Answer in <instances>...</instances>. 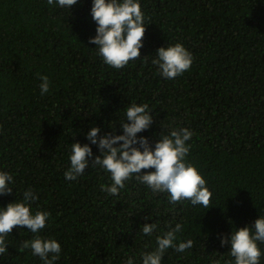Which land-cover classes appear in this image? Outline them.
Returning a JSON list of instances; mask_svg holds the SVG:
<instances>
[{"label": "trees", "instance_id": "trees-1", "mask_svg": "<svg viewBox=\"0 0 264 264\" xmlns=\"http://www.w3.org/2000/svg\"><path fill=\"white\" fill-rule=\"evenodd\" d=\"M91 4L0 0V172L13 176V193L0 196V208L33 191V214H50L39 235L61 247L54 264H126L130 257L142 264L156 237L177 223L175 243L193 246L167 249L161 264H234L221 238L264 217V0H139L146 26L140 59L119 70L89 43L97 27ZM176 43L193 62L164 79L151 61L158 48ZM37 73L50 80L44 95ZM133 102L148 104L153 116L137 138L154 145L172 130L193 133L185 159L205 179L211 208L169 204L167 193L135 178L110 196L100 188L110 175L99 167L64 178L71 144H89L98 156L86 134L95 126L98 135H122ZM145 223L157 224L151 235L142 233ZM33 235L14 227L0 264H43L30 249L19 251ZM257 244L264 264V243Z\"/></svg>", "mask_w": 264, "mask_h": 264}, {"label": "clouds", "instance_id": "clouds-1", "mask_svg": "<svg viewBox=\"0 0 264 264\" xmlns=\"http://www.w3.org/2000/svg\"><path fill=\"white\" fill-rule=\"evenodd\" d=\"M76 3L77 0H47L50 6L68 9ZM90 16L97 27L96 35L90 38L89 43L95 45L97 55L105 65L119 70L130 61L140 59L146 26L139 0H92ZM155 54L156 58L151 62L164 79L181 76L191 68L193 62L192 54L180 43L160 47ZM37 77L41 81L40 94L48 93L49 77L39 73ZM124 112L126 120L119 125L122 135H116L112 131L98 135L101 129L95 126L86 134L87 141L98 148V156L93 158L89 144H71L70 166L64 172V178L74 181L85 173L86 168L99 167L110 175L111 183L100 186L101 191L110 196H118L125 187V182L135 178L153 193H167L169 204L188 201L193 206L211 208L212 193L207 188L205 179L185 159L191 147L187 142L193 133L187 128L172 130L153 145L145 137L137 138L138 133L148 130L153 123L149 105H137L133 102ZM11 182V174L0 172V196L13 193V189L9 187ZM36 199L37 196L29 189L23 193L22 201L15 200L0 208V254L7 251L5 237L11 234L13 228H26L34 235L32 239L22 242L19 251L30 249L32 255L39 257L43 264H54L60 258L61 247L57 241L39 235L46 227L50 214L42 210L33 214L31 204ZM156 227V223H145L142 225V233L151 235ZM181 231L182 225L177 223L174 228L170 227V230L157 236L156 249L142 254V264H161L163 255L169 248L178 253L191 248V240L175 243L177 233ZM257 242L264 243V217L256 219L251 226L231 231L228 237L220 240L222 247L229 246L234 264H260L261 250ZM126 264H134V258H128Z\"/></svg>", "mask_w": 264, "mask_h": 264}]
</instances>
